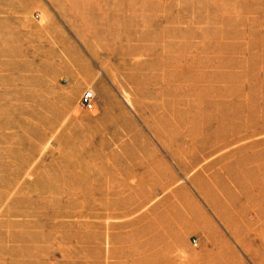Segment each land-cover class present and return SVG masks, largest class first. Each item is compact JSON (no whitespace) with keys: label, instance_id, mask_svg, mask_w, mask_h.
Masks as SVG:
<instances>
[{"label":"rangeland","instance_id":"rangeland-1","mask_svg":"<svg viewBox=\"0 0 264 264\" xmlns=\"http://www.w3.org/2000/svg\"><path fill=\"white\" fill-rule=\"evenodd\" d=\"M213 262L264 264V0H0V264Z\"/></svg>","mask_w":264,"mask_h":264},{"label":"built area","instance_id":"built-area-1","mask_svg":"<svg viewBox=\"0 0 264 264\" xmlns=\"http://www.w3.org/2000/svg\"><path fill=\"white\" fill-rule=\"evenodd\" d=\"M35 18L38 19L39 15H36ZM80 104L85 110L91 111L94 105V93L85 91L80 98Z\"/></svg>","mask_w":264,"mask_h":264},{"label":"bare ground","instance_id":"bare-ground-1","mask_svg":"<svg viewBox=\"0 0 264 264\" xmlns=\"http://www.w3.org/2000/svg\"><path fill=\"white\" fill-rule=\"evenodd\" d=\"M166 215V214H165ZM167 216V215H166ZM169 217H170V215H168ZM155 219V218H154ZM165 218H163V216H160L159 218H158V222L160 221L161 222V224H162V222H163V220H164ZM155 220H157V219H155ZM153 222H155V221H153ZM157 222V221H156ZM155 222V223H156ZM157 224V223H156ZM166 224H167V222H166ZM167 231V230H166ZM168 232V231H167ZM164 233H166V232H164ZM157 234V233H156ZM219 257V256H218ZM212 261H214V260H212ZM211 261V262H212ZM216 262V261H215ZM220 262V261H219ZM217 263V262H216ZM209 264V263H208ZM212 264H214V262L212 263Z\"/></svg>","mask_w":264,"mask_h":264}]
</instances>
